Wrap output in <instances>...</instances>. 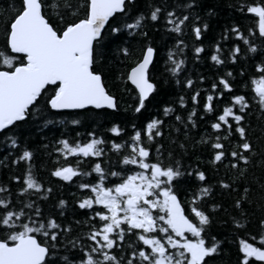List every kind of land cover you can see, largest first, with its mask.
<instances>
[{
  "label": "snow or ice",
  "instance_id": "1",
  "mask_svg": "<svg viewBox=\"0 0 264 264\" xmlns=\"http://www.w3.org/2000/svg\"><path fill=\"white\" fill-rule=\"evenodd\" d=\"M226 6L249 15L252 20L246 33L239 24L221 33L222 40L231 35L243 43V56L251 61L252 70L245 72L242 68L240 72L242 78L247 77L243 85L246 91L242 94H232L235 92L234 81L229 80L232 71L218 76L217 82L211 84L202 109L213 115L210 128L217 135L214 142L207 136L192 140L191 144L195 149L198 144L211 143L214 153L211 163L231 158L226 167L245 178L247 168H241L240 162L247 166L255 153L244 122L253 104L264 115V0ZM146 8L141 10L138 0H13L9 5L2 28L4 46L0 49V135L12 149H19L11 164L24 162L26 168L10 178L20 184L15 193L10 184H0V264H210L221 253L225 241L218 238L219 233L213 234V226L222 205L210 199L213 187L204 183L205 172L188 170L171 149L165 155L160 142L164 137L163 117L174 116L175 122L183 125L184 137L188 139L189 126L196 127L194 117L201 107L199 89L190 96L193 107L186 117L176 114L171 106L176 101H171L146 123L138 126L130 119L127 123L131 135L121 142L116 141L127 134L126 129L120 122L111 121L107 128L113 136L111 140L95 131L83 137L76 133L72 140L63 134L55 139L54 151L58 155L50 176L71 182L74 177L96 174L94 181L78 184L79 189L88 190V195L78 198L76 205L91 211L85 221L88 231L83 235H73V223L81 225V221L61 223L52 211L43 210L41 203L52 198L53 189L38 179L33 171L34 152L21 144L27 131L24 126L37 123L32 117L46 121V115L53 114L51 110L119 111L118 98L109 88L101 65L113 44L124 58L132 55L125 33L133 38L138 35L144 41L140 55L118 77L123 90L133 94L134 103L129 109L134 114L141 113L150 96L170 85L172 78L184 71L185 59L177 57L188 47L181 38L185 27L198 45L193 51L199 60L204 51L200 42L211 27V18L218 14L216 4H205L203 0L172 4L165 0L147 3ZM197 8L205 14L197 12ZM161 18L170 38L172 33L178 35L168 49L165 73L156 77L151 75L150 66L158 48L151 42L146 26L159 23ZM214 49L210 59L216 65L226 61L235 65L240 60L239 43H233L224 59L219 42ZM199 80L203 82L205 77L201 75ZM176 83L191 90L195 82L185 77ZM225 93L232 94L229 102L222 108H214V101ZM185 105V97L180 96V108ZM70 123L78 125L80 121L72 119ZM221 129L223 136L218 134ZM173 130L179 132L180 128ZM234 134L239 137L236 144L231 143ZM224 142L230 144L231 151ZM109 145L114 154L123 150L124 154L115 162L103 159ZM178 147L185 150L186 143ZM69 157L78 158L75 166L67 162ZM92 157L98 159L88 171L82 170L79 160ZM193 176L201 186L190 191L187 184ZM219 186L236 191L223 180ZM260 190L257 207L264 212V183ZM249 191V187L243 188V194L233 203L236 215L222 221L223 227L231 225L240 230L248 226L245 204L252 203ZM30 196L36 199H29ZM66 204L63 198L53 204V211L58 209L61 218L66 215ZM128 236L134 240L126 242ZM234 243L238 245L237 264H264V215L258 220L256 234L250 237L237 234Z\"/></svg>",
  "mask_w": 264,
  "mask_h": 264
},
{
  "label": "trees",
  "instance_id": "2",
  "mask_svg": "<svg viewBox=\"0 0 264 264\" xmlns=\"http://www.w3.org/2000/svg\"><path fill=\"white\" fill-rule=\"evenodd\" d=\"M165 0H138V4L141 10L146 11L147 3H164ZM168 3L181 4L184 0H167ZM251 2V0H203L205 4H216L218 7V14L211 18V27L203 35L202 41L204 51L200 54L199 60H196L195 53L193 51L195 46H198L194 41V37L185 27L184 35L181 37L188 45L184 50L183 55H178L177 58L185 59L184 71L178 76L173 77L170 85L163 87L158 93L150 96L146 103V108L142 109L141 113L134 114L130 111L129 105L134 103L133 94H130L123 90V85L118 77L122 73L126 72L130 63L140 55V49L144 44V41L136 35V38L127 36L125 33V42L128 44L132 51V55L129 58H124L122 54L115 51V44L109 49L108 56L105 62L101 65L105 79L109 88L113 94L117 96L120 109L119 111L112 110H79V111H61L57 112L51 110L53 114L46 115V121H39L38 117H32L37 123H30L24 126L27 131L24 136L21 137V144H26L29 149L34 152L33 157V171L41 180L45 187H51L53 189L52 198L46 202L41 203V207L47 213L52 211L53 215L61 223H68L69 221H81V225L73 223L75 229L73 235L81 234L88 231V225L85 223L87 217L91 215V211L87 209H79L76 205V200L88 195V190H81L78 187L80 182L94 181L96 174L93 173L88 177H74L71 182L60 181L59 178L50 176V170H52L56 164L55 159L58 155L54 148L55 139L61 138V135H66L70 140L76 138V133H80L83 137L89 131H95L97 135L103 136L107 140L113 139L111 133L107 132V128L110 127L109 121L120 122L122 127L126 129V135L122 134L121 140H126L131 135V129L128 125V121L133 119L139 126V123H146L147 120L160 112L161 109L169 102L175 109L176 114H180L184 117L187 116V112L191 111L193 105L190 100V96L197 89L201 91L200 103L201 107L198 108L197 116L194 117L196 121V127L189 126L188 139L184 137L183 125L175 122L174 116L172 119L163 117L165 125L163 128L164 137L160 142L164 145L165 155L167 150H173L178 158H181L182 164L190 171L196 170L204 171L206 174V183L213 187V192L210 199L222 205V209L216 213L217 224L213 226V234L219 233V239L225 241L221 253L216 257L210 264H237L238 262V245L234 243L235 236L238 234L240 237H245L247 234L249 237L256 234L257 223L259 218L264 215L257 205L260 203V196L262 195L260 190L261 183H264V115H262L255 104L250 108V115L246 117L244 125L247 130V138L253 145L254 157L251 163L247 166L240 162V167L247 168V174L245 178H240L237 170L226 167L232 161L231 158L224 159L223 162H217L216 164L211 163V158L214 155L211 143L198 144L193 149L191 141L201 140L202 137L211 136L212 141H215L217 135L214 130L210 128V123L213 122L212 114H205L202 109L204 97L211 90V84L217 82V77L225 75L228 71L233 72V76L229 77L230 81H234L235 92L232 94H242L246 90L243 87L245 79L247 77H241L240 72L243 68L245 72H250L251 61H248L243 56V43L237 41L234 36L229 35L227 40L221 39V33L225 28L231 27L233 24H239L241 29L247 32L248 27L251 26L252 20L249 15H243L234 9L228 8V3L233 4H244ZM13 3V0H0V49L4 46V37L2 34L3 22L7 19V14L10 11L9 5ZM202 15L205 14L201 8L196 9ZM191 23V21L189 22ZM149 38L155 47L158 48V52L155 56L154 63L150 68L151 75L160 76L165 73V59L168 49L175 44V38L178 34L172 33L171 38L166 31V25L163 18L159 23H150L146 26ZM219 42L222 48L221 59L227 56L228 50L232 47L233 43H239L242 48L240 60L237 64L233 65L230 61H226L223 65H216L215 62L211 61L210 56L213 53L214 44ZM118 43V41L116 42ZM9 54H11L9 52ZM203 75L205 80L201 82L199 77ZM185 77H190L194 80V86L191 90L183 87L182 84H177L176 80L184 81ZM229 93L218 101H214V108L219 106L222 108L229 102ZM184 96L186 105L184 109L179 106V97ZM125 109H129L125 111ZM218 114V112L216 113ZM204 118L201 119L200 117ZM72 119H77L80 124L73 125L70 123ZM50 122V123H49ZM180 128L179 132L174 131V128ZM224 135V129H221L218 133ZM159 140V138H158ZM239 142L238 134H234L231 138V143L236 144ZM186 143V149L181 150L178 144ZM225 143V148L231 151V146L228 142ZM47 145V148H45ZM110 145L105 147V157L107 160L111 158L115 162L118 157L122 156L121 153H113L109 151ZM154 151V149H153ZM51 154V158L49 156ZM247 154V153H246ZM19 155V149H12L4 136L0 135V184H10L13 193L20 187V184L15 181H11L12 175H20L21 172L26 168L24 162H20L18 165H12L11 160ZM98 158H85L79 160V167L88 171L91 164L95 163ZM78 161L77 157H69L68 163L76 165ZM64 161L61 160V163ZM135 167V166H128ZM225 181L232 184V188L236 191L225 190L220 188L219 181ZM235 181V183H232ZM201 186V182L195 180V177L189 178L187 187L191 189ZM249 187L248 198L252 203L245 204V209L249 212V223L244 229L237 230L234 226L223 227L221 222L228 219V217L235 216L236 211L233 208V203L236 199L240 198L243 194V188ZM63 198L67 201L65 206L66 215L61 218L58 215L59 210L53 211V204L58 199ZM29 199H36L35 196H30ZM98 207V206H94ZM71 239V237H69ZM134 240V237L128 236L126 242ZM258 243V240H257ZM126 246V244H125ZM119 255V252L116 253ZM242 255V254H241Z\"/></svg>",
  "mask_w": 264,
  "mask_h": 264
},
{
  "label": "water",
  "instance_id": "3",
  "mask_svg": "<svg viewBox=\"0 0 264 264\" xmlns=\"http://www.w3.org/2000/svg\"><path fill=\"white\" fill-rule=\"evenodd\" d=\"M152 66V65H151ZM151 66H150V68H151ZM56 111V110H55ZM61 111H79V110H59V112H61Z\"/></svg>",
  "mask_w": 264,
  "mask_h": 264
}]
</instances>
